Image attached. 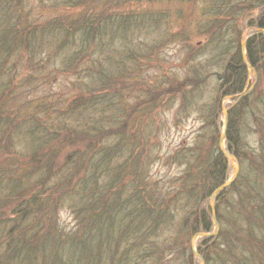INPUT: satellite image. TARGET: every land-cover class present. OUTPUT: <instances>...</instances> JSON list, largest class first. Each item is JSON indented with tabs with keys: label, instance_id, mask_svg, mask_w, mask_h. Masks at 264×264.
<instances>
[{
	"label": "trees",
	"instance_id": "obj_1",
	"mask_svg": "<svg viewBox=\"0 0 264 264\" xmlns=\"http://www.w3.org/2000/svg\"><path fill=\"white\" fill-rule=\"evenodd\" d=\"M61 1L62 7L51 9L54 11L53 14L49 11L47 15L44 14L46 17L43 20L47 24L43 27L26 17L23 2L20 9L16 8L12 13L9 6L15 7V3L12 0H0V209H2L0 217L2 214L7 219V223L4 221L1 223L7 225L4 232L8 237L7 245L10 246L9 253L3 251L0 264H164L163 248L177 247L175 254H179L180 250L188 248L184 244L191 235L210 231L212 222L205 203L213 189L227 180V164L217 146L218 132L211 130V127L214 128L213 122L220 107V100L243 90L246 73L241 61L239 36L228 38L223 42L221 38L224 29L222 31L220 29L221 22L238 10H245L247 14L261 8L260 14L263 13L264 0H230L229 2L228 0H165L176 1L179 6L176 13L180 14V19L188 18L191 26H196L195 30L186 31L185 38L184 36V39L182 38V46L190 50L193 45L191 40L195 37L201 38L202 48L197 54L202 56L205 49H209L211 52V55L208 54L209 59L217 66L221 65L222 70L219 69L221 70V75L218 76L220 93L216 99L217 104H212L209 110L208 106L206 107L205 124L211 131L208 137L210 149L202 147L200 151L197 145H193L198 151L189 158H174L170 154L156 156L164 166L177 163L184 167L182 175L175 178L177 187L174 186V190L163 192L154 191L156 184L144 186L146 181L140 178L142 166L138 165L140 152L133 148V154H127L115 165L111 164V155L125 152L126 148H122L125 145H130L131 149L129 134L131 115L139 112L143 118L148 117L151 124L154 123L155 119L150 116H154L155 110L160 106L163 92L170 94L169 97L172 99L180 98L181 95V98L177 99L179 103L176 106L175 119L178 115L185 116L189 111L188 108L192 106V102L187 100L183 92L187 79L183 76L177 81L175 74L170 72L153 80L148 77V83L144 79L148 87L146 101L138 100L139 104L135 103L133 107L129 104L123 110L119 105L121 100L106 93L112 88L115 89V86L120 88L119 94L131 91L134 87L131 80L136 82L139 75L133 74L124 56L118 59L114 66V61L110 57L111 50L104 57L101 51L114 36L127 40L126 35L130 27L131 30L143 29L156 34L158 44L165 35H173V31L169 30V33L167 28L162 27L165 20L162 12H144L145 9L152 8L153 2L162 0H71L69 3L65 0ZM192 3L199 6L198 12L190 14V10L187 15L180 13V4L190 6L193 5ZM107 7L109 14H105ZM103 9L104 15H108V18L100 24L97 23V16ZM10 16H12L11 20ZM253 24L257 29L264 28V20L261 16L258 20H254ZM175 26L172 20L168 29H176ZM235 30L232 25L231 32ZM262 37H252L246 43L247 60L258 73L260 60L252 55V52L255 50L259 54L261 49L264 51V39L262 45L257 43L255 47L252 46V42ZM27 44L31 45L32 56L36 55L39 45L52 47L55 50L53 56L59 55L58 64L61 69L48 71L49 75L53 73L54 79H58V75L63 71L74 73L69 74L70 76L79 74L80 77L75 80L76 87L68 91L71 94L66 98L64 108L53 106L58 98L55 101L47 97L17 101L16 87L13 86V90H10L4 81V75L12 76L14 72L7 68L9 65L7 61L15 55L19 56L23 52L24 45ZM158 44L157 40L153 39L149 47L127 53L126 57L135 62L132 68H136L137 60L139 58L142 60L150 50L153 52ZM107 50L109 51V48ZM121 51L125 53L127 46L123 45ZM263 51H261L262 55H264ZM195 55L190 57V61ZM228 56L229 59L225 62ZM102 58L106 64H103ZM111 62L112 64L108 66ZM24 73L26 75L23 80L30 77L31 73L26 70L21 74L16 73L13 80ZM188 75L192 76L189 86H195L206 78L199 70L197 74L188 73ZM87 77H89L88 83ZM262 79L264 80V75L261 80L256 81L251 92L240 97L229 113L225 142L228 151L238 159L242 154L239 150L242 135L240 130L234 127L236 122L234 116L237 112L240 113L243 106L249 105L250 102L246 103L248 96L258 95L262 88ZM118 105L119 111L111 115V111H115ZM145 105L150 108H141ZM41 113L38 119L35 118ZM249 121L254 124L257 145L249 152L252 153L249 154L248 164L250 171H254V178L260 176L264 181V119L254 111L251 112ZM43 127L55 129L44 131ZM149 128L151 132H141L140 139L142 142L146 141L149 133L151 143L156 146L158 144L156 131L159 126L157 124ZM11 132L15 135L23 132L28 135L26 142L34 151L33 154L29 153L32 154L31 156L19 152L14 156L15 151L6 152L10 144L8 140ZM118 135L120 139L115 141ZM53 137L61 148L57 151L53 148L50 153L44 154V144L46 143L47 146L49 139ZM36 153H39V156ZM61 153L64 160L61 159ZM132 155L137 158L133 160L131 169ZM72 162L78 164L73 173L67 172L62 180L49 183L47 179L50 175L55 176L63 170L66 171L65 168H68ZM99 167L101 172H97ZM34 171L39 172L38 177L34 179L36 182L27 181ZM79 172L83 174L80 176L77 174ZM102 172L107 177V184L102 180H96L97 175ZM131 176H134L136 183L133 190H127L128 188L111 190L112 185H116L117 182L123 183L128 177L131 181ZM238 177L240 176H237L225 190L226 192L232 190L235 195L234 200L232 197L226 198L225 191H222L216 196L215 201H222V204L225 203L227 209L229 208L228 215L221 214L217 217L221 216V221H225L226 239L228 238L232 245L237 244L241 249L251 237L250 231L256 232L261 229L259 224L264 221V194L260 187L258 189V182L254 181V178L242 181ZM37 181L40 182V186ZM90 183L92 186H89ZM127 191L129 192L126 193ZM175 191L188 202L195 201V208L186 213L178 224L180 235L183 236L178 246L176 233L169 234L166 238L168 242L160 245L156 242V237L174 220L175 206L172 205V194ZM67 196L72 200L74 207L75 227L71 231L64 230L57 219L59 204L63 205ZM29 217H34V220L25 223ZM31 229L33 231L29 233L39 238L37 247L35 246L33 250L30 244H26V238L20 236L26 234L24 231ZM16 233L19 234L16 236ZM129 235H131V244L126 246L121 237ZM254 238L258 243V238ZM206 239L212 240V238ZM259 240L262 247L258 250L263 252L264 237H260ZM209 243H203V246L208 247L212 244ZM35 258H38V263L34 262Z\"/></svg>",
	"mask_w": 264,
	"mask_h": 264
},
{
	"label": "rangeland",
	"instance_id": "obj_2",
	"mask_svg": "<svg viewBox=\"0 0 264 264\" xmlns=\"http://www.w3.org/2000/svg\"><path fill=\"white\" fill-rule=\"evenodd\" d=\"M71 0H65L66 3H69ZM133 1V0H131ZM143 1V0H140ZM228 0L227 2H229ZM13 3H15V7H12L10 5V9L12 13L17 9H20L21 2H23L22 6L25 8L26 17L30 20L36 21V23H39L40 25H43V27L47 24L46 21L43 20V18L46 17L47 11L51 12L52 14L54 11L51 9L56 7L60 8L62 7L63 3L61 0H12ZM151 9H145L144 12H153L156 13L162 12L163 16L165 17V20L163 21L162 27L164 29L167 28L168 32L173 31V35H165L164 38L161 39L160 43L158 44V38L157 35L152 33L150 31L146 30H137L132 29L130 27V31L126 35L127 40H122L120 36H114L109 43L107 42V46L102 49L103 57L107 53L110 52V57L114 61L113 64L116 66V62L121 57H125L128 65L131 66V71L135 75L137 73L139 75V78H137L136 82L132 79L131 82L134 83V87L129 92H124L123 94H119L120 88L115 86V89L106 90L107 95H113L116 96L118 100H121L119 105L122 107L123 110L131 104V107L133 105L139 104L137 102L138 100L143 101L147 99L148 97V87L145 83L150 78V80L156 79L160 77L163 74H167L168 72L175 74V77H177V81H180L181 77H185L187 79V84L183 87L184 95H186L187 100H190L192 102V106L188 108V112L185 116L178 115L177 119H175L176 116V106L179 103V100L181 98L178 97L177 99H172L170 94L167 92H163L161 96L160 106L157 107V109L154 112V116L151 115L150 117L154 118V123L151 124L149 121V118L144 117L143 115H140L139 112L134 113L131 115L130 119V128H131V149L130 145H125V147H122L123 149L126 148L125 152L121 154L114 155L112 154V165L117 164L118 162L122 161L124 157L127 156V154L131 155L133 154V148L140 152V162L139 166H142V174L140 175V178H144L145 180V187H148V185L151 186L152 184H156V187L154 188V191H166V190H174V186L177 187V183L175 178H178L182 175L183 165H179L177 163H174L173 165H163L161 164V161L156 158L158 155H173L175 157H183V158H189L193 156L198 149L193 147V145H197L198 148L206 147L207 149H210L209 147V135L211 134V131H209V126L205 124V118H206V107L208 106V110L211 107L212 104L216 105V99L219 97V79L218 76L221 75V65L218 67L214 61L209 59V55H211V52L209 49H205V52L202 56L197 54L198 51L202 48L203 40L201 38H194L191 41L193 42L192 47L190 50L188 48H184L181 44L182 40L185 38L186 31L187 30H195L196 26H191V24L188 22V18H181L180 14L176 13L177 8H179L178 3L176 1H155L152 3ZM183 5L180 4V13L181 14H188L190 11V14L193 12H198L199 6L194 5ZM148 6V5H144ZM99 6L97 5L96 8ZM234 11L235 8L233 7ZM154 10V11H153ZM136 11H133L135 13ZM261 8L256 9L253 13H247L245 14V10H238L234 12L233 14H230L229 17L225 18L221 23L222 26L220 27L221 31L224 29V34L222 35L223 42L227 41L228 38L231 37H238V45L246 39V37H249L253 33H255L257 29L253 21L258 20L261 16V19L264 20V12L261 13ZM40 14V16H39ZM46 14V15H44ZM109 14V7L106 9V13ZM101 15H104V9L100 13V15L97 16L98 20L97 23H103L104 19L108 18V15H104V17H101ZM260 15V16H259ZM12 19V16H10V20ZM175 22L176 29H168L169 22L171 21ZM194 22V21H193ZM162 24V22H161ZM232 25L236 29L234 32H231ZM134 25H132L133 27ZM135 28V27H133ZM170 30V31H169ZM146 31V32H145ZM185 31V32H184ZM202 32V31H201ZM258 36H264L263 34H257ZM256 35V36H257ZM107 35H105L106 37ZM184 36V38H183ZM183 38V39H182ZM153 39L157 40V47H154L153 52L150 50L149 54L147 56L144 55L142 57V60L139 58L137 60V67H134V61L129 59V57H126V54L129 52H134L139 49H143L146 47H149V44L152 43ZM264 37H262L260 40H253L252 46L255 47V45H262ZM109 40V39H108ZM258 43V44H257ZM123 45L127 46V51L123 53L121 49L123 48ZM247 47V45H245ZM30 48L31 45H24L23 52L18 56H13L10 58L7 63L9 64L7 68L11 71H14L11 75L12 76H6L4 75V81H6L7 86L10 88V90H13V86L16 87L15 93L17 94L16 99L17 101H28L33 98H43L47 97L49 100L55 101L58 98V101L54 103L55 108H64L66 98L71 94L70 91L72 88L76 87L75 80H77L80 76L79 74L77 76H70L73 75L69 71H63L58 75V79H54L53 73L50 75L48 74V71H53L57 69H61L60 64V57L57 54V56H53L52 53L55 52V50L52 47H48L47 45H39L37 47L36 55L32 56L30 55ZM109 48V51L107 50ZM240 48V45H239ZM56 49V48H55ZM113 49V50H112ZM246 49L242 50L244 53ZM261 51H263L261 49ZM261 51L259 54L254 50L252 52V55H255L256 58H259L260 60V72L258 73L255 67H245V83L247 93L251 92V90L255 87L256 81L258 79L261 80L262 76L264 75V55H262ZM207 52V53H206ZM264 52V51H263ZM122 53V55H121ZM130 53V54H131ZM97 54V52H95ZM196 54V55H195ZM209 54V55H208ZM121 55V56H120ZM195 57L190 61V57ZM229 56L225 58V62L228 61ZM103 64H106L104 62V59L102 58ZM111 63H108V66ZM228 64V63H227ZM226 64V65H227ZM225 65V66H226ZM221 70L219 71V69ZM29 71L30 77L26 80H23V77L26 75L24 73L23 75L18 76V78L13 80V77L16 73H23L24 71ZM198 70L201 72V75H205L206 78L201 81V83L196 84L195 86H189V80L192 78V76H189V74H197ZM217 71H219L217 73ZM62 74V75H61ZM70 74V75H69ZM203 76V77H205ZM149 77V78H148ZM202 77V78H203ZM85 79V77L83 78ZM82 79V80H83ZM86 81L88 83L89 77L86 78ZM12 83V84H11ZM99 81H97V84ZM148 83V81H147ZM259 86V85H258ZM262 88L260 89L257 96L254 94H251V96H248L246 99V103L250 102L248 106L244 107L240 110V113H236L234 116V120L236 121L234 123V127L237 128V130H240V133L242 135V140L239 144V150L241 151V158H235V155L231 154V152L226 150V144L224 141L221 143L222 149L230 155L229 158H225L224 161H226L227 164V172L226 177L227 179H231L233 176V170L237 166V173L234 178V180L237 178V176H240V180L245 181L247 179L254 178V171H250V164H248L249 161V153L254 147L257 145V136L256 131L253 128L254 124L253 122L249 121V116L251 115V112H254L256 114H259L264 119V80L262 79ZM129 93V94H127ZM218 96V97H217ZM234 99L231 96H225L220 100V107L218 108V112L216 115V118H214L213 126L211 127V130H215L218 132L217 140L219 139V136L222 132L225 131V128H227V125L225 127V120L224 118V111L231 107L233 104ZM159 104V103H158ZM119 105L116 107L115 111H111L112 113L119 111ZM140 107V106H139ZM234 107V106H233ZM143 109L150 108L149 106H142ZM232 108V107H231ZM233 109V108H232ZM231 109V110H232ZM235 114V113H234ZM39 114L35 118H39L41 116ZM233 115V114H232ZM118 116H120L118 112ZM229 117V114H227V118ZM64 118L62 117V120ZM68 121V119H66ZM115 120V118H114ZM249 123V124H247ZM159 126L158 130L156 131V138L158 141V144L156 146H153V143H151L149 136L151 129L149 127L157 125ZM138 128V130H137ZM52 128H46L43 127V130H53ZM253 130V131H251ZM148 131L147 133V140L142 142L140 139L141 132ZM210 132V133H209ZM127 135V134H126ZM215 135L217 133L215 132ZM28 135H25L23 133H19L18 135H15V133L11 132L9 135V142L6 152H14V156L18 155L17 153H22L24 155L31 156L34 151L31 149L29 144L26 142V139ZM211 138V136H210ZM119 135L116 136V140L118 141ZM121 140H124V138H121ZM264 143V142H263ZM59 142L56 143V138H50L49 143L46 146V143L44 144V148L46 153H50L53 148L54 151H57L59 148H61L59 145ZM39 146V145H38ZM212 146V144H211ZM218 146V142H217ZM15 149V150H14ZM151 149V150H149ZM44 151V150H43ZM42 151V153H43ZM150 151V153H149ZM176 152V154H175ZM29 153H32L29 155ZM154 155L150 156L149 154ZM37 156H39V153H36ZM143 156H142V155ZM8 155V154H7ZM61 159L64 160V156L61 153ZM137 156L135 155L131 156V169L133 167V160H135ZM237 161V164L235 163V160ZM78 166V164H75V162H72L68 168H65V170L59 172L57 175H50L47 180L50 182H58L66 176L67 172L68 174H71L75 171V167ZM91 169V167H89ZM101 167L97 169V172H101ZM137 170V169H136ZM134 173V169L132 170ZM96 172V173H97ZM39 172L34 171L30 174V178L27 181H34L35 178L38 177ZM80 176L83 174V172L77 173ZM88 174V173H87ZM174 179V180H173ZM96 180L102 182L104 184H107L106 182L107 177L103 174L97 175ZM173 180V181H172ZM254 181L258 182V189L260 187V190H262V194H264V181L263 178L258 176L253 179ZM117 182L116 185H112L111 190H115L118 188H123L127 190H133L136 183L134 182V176L128 177L127 180L123 183ZM38 186H40V182L37 181ZM89 186H92L90 183ZM226 190V189H225ZM224 190V191H225ZM259 190V191H260ZM127 191L126 193H128ZM32 193V192H31ZM31 193H29L31 195ZM27 194V193H26ZM25 194V195H26ZM125 192H123V195ZM226 198L232 197V200H234V193L232 190L225 191ZM23 195V196H25ZM173 195V203L172 205L175 206V209L173 211L174 213V220L172 221V224L168 227H165L160 231L158 236L156 237V242L160 245H163L168 242L166 239L169 234L176 233L177 234V241L176 244L178 246L181 236L180 232L178 230V224L184 219L186 213H189L191 210L195 208V201H189L186 198L181 197L180 193L174 192ZM124 198V196H123ZM66 202L64 201L63 205L59 204V209L57 210V219L59 222V225L67 231H71L75 227L74 222V215H73V204L72 200L67 196ZM188 202V204H186ZM197 202V200H196ZM209 212H211V206L213 208V213L216 216V223L218 224L219 230L215 236H212V240H207L205 237L197 236L193 237V235L190 236L188 241L184 244V246L188 248H183L180 250L179 254H175L177 251V247H174L172 249H164L163 248V256H165V263L164 264H201V261H203L204 264H264V251L261 252L258 250V248L262 247L259 238L264 237V221L259 222V227L261 226V231L256 230L250 231L251 237L245 244L242 246V248H238L237 244L236 246L232 245L230 240L226 239V232L224 231V224L225 221H221V216L217 217V215H228L229 214V208L227 209V206L222 204V201H208V203H205ZM3 208V207H2ZM2 209H0V213ZM232 214V213H231ZM230 214V215H231ZM211 216V215H210ZM211 219V217H210ZM34 220V217H29V219L25 222L28 223L30 221ZM4 221L7 223L6 217H4L1 214L0 217V258L3 256V251L6 253H9L10 246L8 244V237L4 232V229L7 227V225L2 224L1 222ZM212 222V221H211ZM29 225V224H26ZM163 225H165L163 223ZM255 229L256 226L254 225ZM213 226L211 227V229ZM36 229V228H35ZM210 229V230H211ZM32 229L29 231H24L26 234H20V236L23 238H26V244H30L32 246L31 250L38 244L39 238L38 236H33L31 233H29ZM212 231V230H211ZM19 233H16V236ZM254 237L258 238V243ZM124 241V245L128 246L131 244V235L126 237H121ZM19 241V240H17ZM206 242L212 243L208 247L203 246V243ZM209 243V244H210ZM229 243V244H227ZM17 245H20V243H16ZM37 247V246H36ZM121 247V246H120ZM230 248V249H229ZM120 249V248H119ZM192 249L193 251L191 252ZM258 253H257V252ZM118 252V251H117ZM171 255V256H169ZM106 257L108 255L106 254ZM185 258H189V261H186ZM7 260H5L6 262ZM35 263H38V258L34 259Z\"/></svg>",
	"mask_w": 264,
	"mask_h": 264
},
{
	"label": "water",
	"instance_id": "obj_3",
	"mask_svg": "<svg viewBox=\"0 0 264 264\" xmlns=\"http://www.w3.org/2000/svg\"><path fill=\"white\" fill-rule=\"evenodd\" d=\"M244 44H245V41H243L240 45H242V47L244 46ZM242 59H243V61H244V63H245V59H244V57H242ZM246 64V63H245ZM225 115V122H226V114H224ZM220 141H221V139H220ZM237 168H235L233 171V176L231 177V179L229 180V181H227V182H223V184H221L219 187H217L215 190H214V192L213 193H215V192H218V191H220V190H224V188L228 185V184H230L231 182H233V180H234V178H235V176H236V173H237ZM211 212H212V216H214L213 214V208H212V206H211ZM213 221H214V218H213ZM215 222V221H214ZM216 228V227H215ZM216 232V230H214V232L213 233H211V234H208V235H212V234H214ZM197 236L198 235H201V236H205L204 235V233H199V234H196ZM196 235H194V236H196Z\"/></svg>",
	"mask_w": 264,
	"mask_h": 264
}]
</instances>
